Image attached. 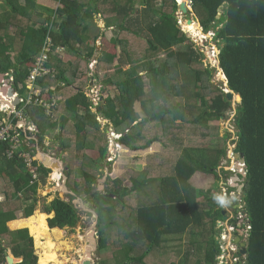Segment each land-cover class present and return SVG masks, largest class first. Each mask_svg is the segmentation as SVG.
I'll use <instances>...</instances> for the list:
<instances>
[{
    "label": "trees",
    "instance_id": "obj_1",
    "mask_svg": "<svg viewBox=\"0 0 264 264\" xmlns=\"http://www.w3.org/2000/svg\"><path fill=\"white\" fill-rule=\"evenodd\" d=\"M51 1L57 2L56 9L43 7L38 0H0V5L7 7L0 13V74L13 70L15 84L24 83L28 65L51 45L46 68L53 69L55 77L39 78L37 84L46 90L63 84L57 89L62 101L52 110L59 122L51 123L42 108L28 106L27 115L39 130L33 144L42 145L49 132L59 130L62 153L73 156L70 161L83 158L80 170L85 185L75 180L70 169L67 187L76 197L89 196L98 213V250L120 248L122 258L114 264H149L146 259L150 255L152 264H165L166 254L182 253L188 240L191 249L182 253L180 261L172 259L166 264H219L222 249L216 236L221 230L216 227L224 218L223 210L216 209L220 204L214 197L197 191L190 181L198 172L213 174L228 157L229 136L220 137L218 125L212 126L211 120L225 117L231 100L211 84L212 72L202 61L203 53L181 30L177 0ZM191 2L203 31L215 30V39L222 45L218 59L228 89L242 99L235 115L234 144L246 166V177L240 175L245 185V222L250 225L244 249L246 264H264V0ZM136 6L144 9L136 12ZM37 12L45 14L37 22L40 28L32 24ZM96 16L117 37L108 40L95 22ZM16 43L20 48L13 60L7 49ZM99 45L96 80L105 87H115L116 94L103 98L95 107L73 82L84 76L88 59L97 54ZM59 48L74 59H64ZM98 116L122 134L118 143L128 150L138 152L155 143L162 145L159 154L148 157L141 172L114 180L107 177L103 193L93 189L100 181L109 145ZM7 148L8 144H0L1 192L6 198L0 202V264L9 263V251L22 258L17 264H38L35 250L41 240L35 211L39 184H31L32 175L23 158L5 156ZM97 148L100 158L85 156L86 151ZM40 173L45 183L51 170L41 165ZM126 178L132 183L130 190L123 187ZM200 193L205 195L203 202L198 200ZM25 201L32 203L24 207ZM20 211L24 219L18 218ZM41 212L46 224L47 215H53L48 219L51 229L74 228L80 222L76 206L60 197L44 205ZM25 218H29L34 238ZM111 235L116 237L113 242ZM139 246H145L146 252L136 256L133 251Z\"/></svg>",
    "mask_w": 264,
    "mask_h": 264
},
{
    "label": "rangeland",
    "instance_id": "obj_2",
    "mask_svg": "<svg viewBox=\"0 0 264 264\" xmlns=\"http://www.w3.org/2000/svg\"><path fill=\"white\" fill-rule=\"evenodd\" d=\"M179 3L186 2L187 7L189 8V11L192 12L191 3L187 0H178ZM38 3L43 7H49L56 9L58 4L57 2L51 1V0H38ZM178 3V4H179ZM2 7H0V13L3 14L7 7L3 4H1ZM0 5V6H1ZM180 7V6H179ZM144 8L141 6H136V12H139L140 10H143ZM138 10V11H137ZM223 9L220 10L218 18L222 15ZM45 18V14L41 12H37L35 16L33 17V26L36 28H40V24L37 23L38 21ZM176 18L178 19L179 26L181 27V30L185 33H187L190 40L195 44V47L197 50L203 53L204 57L202 59L204 65L208 67V69L212 72L211 74V84L214 86L216 90H221L223 92H228V85L224 79V76L220 70L219 61L217 59L218 57V42L215 40V33L211 30L210 32L203 31L200 26H198V23H191L194 25H197V28L201 30L203 33L200 37L196 38L189 33V29H187V25L189 24L186 18V15L181 12L180 9H178V12L176 13ZM95 22L98 24L100 28H102V31L106 32L107 39L110 40L111 38L117 37L114 31L108 30L105 28V23L100 20L99 16H96L94 18ZM143 26H146L143 24ZM134 30H137V27H133ZM144 30V28H143ZM15 31V28H11L9 31V35L13 36ZM143 35H146L147 31L144 30ZM143 37V36H142ZM20 44L16 43L13 46L8 47V54L9 56L15 60L18 52H19ZM59 51L62 55V57L66 60L71 61L74 59L66 52H64V49L59 48ZM40 56V55H39ZM93 57V56H92ZM88 59V69H84V76H80L73 82V86L76 90L82 89L87 96L93 101L96 100L97 107L100 106L103 102V98L106 99L108 96L114 97L116 94L115 87L107 86L98 79L96 80V67L98 64V61L100 57L97 56V54L94 55L93 58ZM91 59H93L91 61ZM93 62V63H92ZM117 62V59L115 60ZM31 68L34 66V64L28 65ZM126 69H128L126 67ZM216 69L217 71H214ZM29 70V72H30ZM50 78L54 79V73L49 75ZM63 84L60 82L59 84L55 85L54 87L48 88L45 93H43V100H45L46 104L50 100L51 102L59 103L62 101V95L59 91H57L58 88L62 87ZM105 87V91L102 93L95 92V89H101L103 90ZM94 90V92H93ZM39 92V90H36V92ZM238 95L234 94L232 100H231V106L229 110L225 113V117H223L220 120L214 119L211 120L212 126L219 127V135L220 137H227L228 138V147H227V156L226 158L222 159L219 163V166L215 169L213 174H206L203 172L196 173L195 177H193L190 181V184L199 192H203L206 195H209V197H215V196H222L227 203L223 206L218 205L216 209H222L224 218L222 220H219L217 222V230H221L220 234L216 236L217 242L226 245L225 249H227V252L225 255H219L218 259L219 264H235V261H239L242 264L246 262V253H243L245 246V240L247 241L248 233L250 231V225L245 224L242 229L243 236H236L233 232L235 230L236 224V216L243 214L246 215V209H245V196L243 194V191L241 192L239 189L240 185L243 182V178H240V165L243 163L241 159L243 158L240 154H237L236 144H234V141L237 140L236 138V125L235 122L237 119H235L236 111L238 108ZM179 101V100H177ZM57 107V106H56ZM55 107V108H56ZM136 109L138 113L141 115V117H145L144 113L141 111L139 105H136ZM95 112V110H94ZM51 114V123L59 122L50 112ZM97 120L101 124V132L104 133V136L107 139V143H109L108 146H106L107 151V157L102 163V168L99 175V183L94 185V188H97L101 193L104 192V184L107 177H110L111 179H118L121 177H129L132 176L134 173L141 172L145 166L147 165L148 157L152 155L159 154L161 152V143H155L151 147H149L146 150H141L138 152H133L131 150L125 149L121 145L118 144V140L115 139V137L112 134V131L114 130L111 123H109V128L106 127L105 121L103 120V117H97ZM113 129V130H112ZM110 130V131H109ZM126 133V132H125ZM59 130L57 132H49L47 136H45L44 141L42 142V145H32V151L31 154H34V156L38 155V152L45 151L49 155L53 156L57 160L61 162V170H51L52 172L47 176L46 182L44 186H42L38 191V202L36 204V211H35V217L38 220L41 209L44 205L49 204L52 200H54L57 197H60L62 200L66 202L72 201V203L76 206V208L79 210V216H80V222L78 225L74 228L66 227L61 230V234L57 235V239L54 238L53 243L56 244L57 253L59 254V259L63 262V264H85V262H88V264H101L102 261H106L107 264H114L115 259H121L122 253L120 248H116L114 246H110L108 250L100 252L98 250V213L96 212V209L92 207V203L90 202V197L83 195L81 197H76V195L72 191H65L62 187V190H58L56 186H53L52 178L55 180L60 179L63 175L64 178L62 181H65L66 174L72 169L75 173V180L81 184L85 185L84 180V174L81 169V163L80 160L83 158H76L72 161L69 160V158H72L73 156H70L68 154L62 153V150L60 149V140H59ZM127 134V133H126ZM116 145H119L120 147H116ZM109 150H115L117 156L114 158L113 162L108 161V158L110 157V151ZM85 156H89L92 159H98L100 158V152L99 149H93L85 152ZM240 155V156H239ZM35 156V157H36ZM239 156V157H238ZM38 159V157H37ZM82 161V160H81ZM109 162V163H108ZM62 174H59L61 173ZM246 171V168L245 170ZM226 172V173H224ZM104 174L101 177V174ZM66 175V176H65ZM237 178V180H235ZM234 181V182H233ZM1 182V181H0ZM123 187L127 188L128 190L131 189L132 183L128 178L125 179L123 183ZM3 191V186L0 184V192ZM67 192V193H66ZM66 193V194H65ZM203 193H200L198 200L200 202L205 201ZM46 196V197H45ZM133 196H137L135 193ZM2 202L5 201V195L1 196ZM75 198V199H74ZM73 199V200H72ZM32 201H25L23 203V206L26 207L30 205ZM237 206V207H236ZM121 207H119L120 210ZM238 208L241 211H238ZM242 208V209H241ZM244 211V213L242 212ZM45 214V213H44ZM20 216V219H24L23 212L20 211L18 213ZM47 215V214H46ZM49 216L47 218V225L48 219L52 218L53 215H47ZM27 227H29V218H25ZM50 228V227H49ZM51 229V228H50ZM59 229V228H58ZM10 231V230H8ZM59 231V230H58ZM222 234V240L220 238V235ZM31 236V234H30ZM243 237V238H241ZM80 238V239H79ZM113 242L116 240V237L114 235H111L109 237ZM238 240L236 245L241 249L242 258H234L236 254L232 253L235 246H231L230 241H236ZM197 241H200L201 238L198 236L196 237ZM47 243L46 240H43V244L45 245ZM233 244V243H232ZM4 245H6V242H4ZM30 245V244H29ZM32 247V246H31ZM45 247V246H44ZM33 248V247H32ZM42 248V247H41ZM40 245L39 249H36V253L38 254V264H39V257H40ZM237 249V247H235ZM85 249V251H84ZM191 246L189 245L188 240L185 241L182 245V253L190 250ZM231 251L232 249V252ZM238 251V249H237ZM10 254H13L11 251H9ZM40 252V253H39ZM134 255L139 256L142 253L146 252L145 246H139L134 249ZM182 253H177L174 251V253H167L168 256L167 260L165 261V264L172 259H175V261H180V258L182 256ZM14 255V254H13ZM165 255V256H166ZM174 257V258H172ZM226 257V258H225ZM18 258V257H16ZM18 261V260H17ZM147 263H151V255L146 259ZM222 262V263H221ZM9 264V263H5Z\"/></svg>",
    "mask_w": 264,
    "mask_h": 264
},
{
    "label": "built area",
    "instance_id": "obj_3",
    "mask_svg": "<svg viewBox=\"0 0 264 264\" xmlns=\"http://www.w3.org/2000/svg\"><path fill=\"white\" fill-rule=\"evenodd\" d=\"M221 46L222 45L218 43V56ZM47 52H51V45H48L47 47L45 46L44 51L39 54L40 56L38 55L35 58L36 62L31 68L24 83H18L17 85L15 84L13 70L0 76V144H8V148L5 151V156L7 158L11 159L13 157L19 156L25 160V163L32 175V184L40 182L42 177V174L40 173V166L43 164L39 159H37L36 155L35 157L34 154H31L33 141H38L37 136L39 134V130L35 122L27 115L26 108L28 106H37L44 110L45 115L51 117L50 112H52V110L57 106V103L51 102L50 100L46 104L45 100L42 98L43 93L46 92V89L37 84L39 78H45L46 76L49 77L52 72L54 73L53 69L46 68V61L48 60V56L46 54ZM36 90H39V92H36ZM98 91L99 89H95V92ZM92 103L95 107H97L95 99L92 101ZM105 124L106 127L109 128V122L105 121ZM128 132L129 131L127 130L126 133ZM112 134L116 140H119L122 137V134L116 133L115 130L112 131ZM116 147L119 148V145H116ZM109 151L110 157L108 158V161L113 162L117 154L115 150ZM35 162H37V164H35ZM245 168V163H242L240 165L241 170L239 172L241 175L246 174V171H244ZM56 185L60 186V183L57 182ZM238 211L241 210L238 208ZM242 212L244 213V211ZM245 217V214L242 216H236L237 222L234 224L235 230H233V233L236 236H243V226L248 224L245 222ZM237 241V239L236 241L232 240L230 241V244L231 246L237 247L238 251L235 247L233 252L232 249L231 251L229 249V251L234 254H238L234 256L235 259H240L242 258V256H240L242 252L241 249L236 245ZM220 246L222 249V253L220 255H225L227 252V249H225L226 245L224 246L223 244H220ZM234 263L240 264L241 262L239 263V261H235Z\"/></svg>",
    "mask_w": 264,
    "mask_h": 264
},
{
    "label": "bare ground",
    "instance_id": "obj_4",
    "mask_svg": "<svg viewBox=\"0 0 264 264\" xmlns=\"http://www.w3.org/2000/svg\"><path fill=\"white\" fill-rule=\"evenodd\" d=\"M186 28L191 30L192 32H194V35L196 36V38L202 37L201 35L203 33L201 32V30H199L197 28L196 25L188 24ZM38 216H39V218H38V220H39V234H40V239H41V246L40 247H42L40 249L41 253L39 252L40 253L39 263L40 264H63V262L59 259V254L57 253L58 251L56 248V244L53 243L54 238L57 239V235L61 234V231H58L57 229H49L46 226L41 214L38 213ZM28 230H29V228H28ZM31 237H33V236H31ZM43 240L47 241V243L45 245L43 244ZM84 251H85V249H84ZM17 259H19V258H17Z\"/></svg>",
    "mask_w": 264,
    "mask_h": 264
},
{
    "label": "water",
    "instance_id": "obj_5",
    "mask_svg": "<svg viewBox=\"0 0 264 264\" xmlns=\"http://www.w3.org/2000/svg\"><path fill=\"white\" fill-rule=\"evenodd\" d=\"M179 9L181 10V12H183L186 15V18H187V21H188L189 24H191V23H198V21L195 18V15L192 12L189 11V8L187 7L186 2L182 3L180 5ZM199 26H200V24H199ZM233 96L234 95H233L232 92L227 93L228 100H232ZM237 102L239 104L242 102V99H241V97L239 95H238ZM124 148L126 149V147H124ZM240 155L243 157L241 159V161L243 163H245L244 156L242 154H240ZM38 158L42 160L43 164L48 169H51V170H61V162L60 161L54 160L53 158L49 157L48 155H44L43 156L42 154H38ZM242 176L245 178L246 177V174L245 175H242ZM244 187H245V185L244 184H241L240 187H239L240 188L239 190L242 192L243 189H244ZM243 253H247V250L244 249V252ZM8 260H9V263H11V264H16L17 262H20V261H17V258L14 255H10V254L8 255ZM85 264H88V262H85Z\"/></svg>",
    "mask_w": 264,
    "mask_h": 264
},
{
    "label": "clouds",
    "instance_id": "obj_6",
    "mask_svg": "<svg viewBox=\"0 0 264 264\" xmlns=\"http://www.w3.org/2000/svg\"><path fill=\"white\" fill-rule=\"evenodd\" d=\"M187 1H190V0H187ZM191 2V1H190ZM177 3H179V1L177 0ZM192 3V2H191ZM182 3L180 2L178 5L180 6ZM201 27V26H200ZM212 31L215 33V30L214 29H212ZM187 34V33H186ZM216 40V39H215ZM216 42H218V41H216ZM218 43H220V42H218ZM219 54H220V52H219ZM98 56V55H97ZM94 57V56H93ZM92 57V58H93ZM219 57V56H218ZM93 59H91V61H92ZM218 61H219V59H218ZM219 65H220V62H219ZM220 68V67H219ZM220 70H221V72H222V74H223V76H224V79H225V81H226V83H227V85H228V81H227V78H226V76L224 75V73H223V70L220 68ZM214 71H217L216 69H214ZM1 75H3V74H0V76ZM1 79V78H0ZM100 91V90H99ZM229 92H231L230 90L228 91V92H225L226 93V95H227V93H229ZM233 93V92H232ZM233 95H234V93H233ZM103 120H105L104 118H103ZM106 121H108V120H106ZM109 122V121H108ZM110 123V122H109ZM120 140V139H119ZM119 144V143H118ZM120 145V144H119ZM122 146V145H121ZM120 147V146H119ZM123 147V146H122ZM37 154H42L43 156L44 155H46V152L45 151H41V152H39V153H37ZM108 155V154H107ZM37 157H38V155H37ZM49 157H51V156H49ZM107 157V156H106ZM51 158H53V157H51ZM39 159V158H38ZM54 160H57L56 158H53ZM41 162H42V160L41 159H39ZM59 161V160H58ZM109 163V162H108ZM42 164H43V162H42ZM44 165V164H43ZM45 166V165H44ZM46 167V166H45ZM47 168V167H46ZM51 170V169H50ZM52 172V171H51ZM61 172V171H60ZM50 174V173H49ZM59 174H62V172L61 173H59ZM241 175V174H240ZM66 176V175H65ZM64 178V176L62 175L61 176V178L60 179H57V180H55L54 178H52V183H53V186H56L57 188H60V186H61V184H63V182L64 181H62V179ZM241 178V177H240ZM47 179V178H46ZM66 179H67V176H66ZM66 179H65V181H66ZM235 180H237V178H235ZM31 182H32V180H31ZM57 182H59L60 183V186H57L56 184H57ZM32 184V183H31ZM36 184V183H35ZM39 184V189L42 187V186H44V184L45 183H43L42 182V180H40V182L38 183ZM39 189H38V191H39ZM46 197V196H45ZM214 199L216 200V202L217 203H219V204H221V206H223V205H225L226 203H227V201L222 197V196H215L214 197ZM5 200H6V198H5ZM2 202V201H1ZM237 207V206H236ZM34 216V215H33ZM60 229V228H59ZM62 230V229H61ZM18 231V230H17ZM221 235H222V233H221ZM221 235H220V238H221V240H222V237H221ZM221 244V243H220ZM243 247H244V245H243ZM243 251H244V249H243ZM10 254V252H7V255H9ZM10 255H13V254H10ZM15 256V255H14ZM16 257V256H15ZM19 259H21L22 260V258H19ZM21 260H18V261H21ZM9 261V260H8ZM220 261V260H219ZM18 263V262H17ZM16 263V264H17ZM9 264H11V263H9ZM236 264V263H235ZM240 264H242V263H240ZM244 264H246V262L244 263Z\"/></svg>",
    "mask_w": 264,
    "mask_h": 264
},
{
    "label": "crops",
    "instance_id": "obj_7",
    "mask_svg": "<svg viewBox=\"0 0 264 264\" xmlns=\"http://www.w3.org/2000/svg\"><path fill=\"white\" fill-rule=\"evenodd\" d=\"M197 26V25H196ZM199 26V25H198ZM189 33L191 34L192 33V35L194 36V37H196L195 35H194V32H192L191 30H189ZM97 55H98V57H100L101 56V45H99L98 46V48H97ZM55 132H57V130L55 131ZM60 142V141H59ZM46 155H48V156H51V155H49L48 153H46ZM51 157H53V156H51ZM54 158V157H53ZM198 173H200V172H198ZM195 177V176H194ZM192 181V180H191ZM0 184H2V186H3V182L1 181L0 182ZM62 187L64 188V189H66V190H64V192L65 191H70L69 190V188L67 187V179H66V181H64L63 182V184H61V186H60V188H58V190H62ZM67 193V192H66ZM65 193V194H66ZM4 195V193L3 192H0V202L1 201H3L2 200V197L1 196H3ZM42 212H40V214H41ZM44 214V213H43ZM32 217V216H31ZM18 218H20V216L18 215ZM30 218V217H29ZM18 220V219H17ZM16 221V220H15ZM12 222H14V221H12ZM37 222H38V231H39V220H37ZM45 222V221H44ZM9 223H11V222H9ZM45 224H46V222H45ZM46 226H47V224H46ZM7 228H8V224H7ZM29 228V227H28ZM8 230H10L9 228H8ZM29 233H30V229H29ZM40 235V234H39ZM41 240V239H40ZM41 248V247H40ZM37 249H39V248H37ZM17 260H21V259H17ZM39 260H40V257H39ZM40 264V263H39Z\"/></svg>",
    "mask_w": 264,
    "mask_h": 264
}]
</instances>
